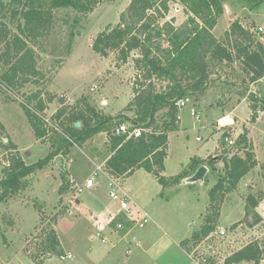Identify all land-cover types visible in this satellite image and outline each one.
Segmentation results:
<instances>
[{
	"label": "rangeland",
	"instance_id": "374dc122",
	"mask_svg": "<svg viewBox=\"0 0 264 264\" xmlns=\"http://www.w3.org/2000/svg\"><path fill=\"white\" fill-rule=\"evenodd\" d=\"M131 1H106L87 14L71 7L58 9L54 12L50 31L36 39H29L26 48L19 55H13V62H19L26 61L32 53V67L39 73H21L22 78H28L29 81L20 87L0 86V179L9 157L16 153L11 129L16 132L27 164H33L48 154L49 137L37 140L31 134V124L26 120L25 106L35 111L36 101L30 99L34 94H39L45 100V116L49 118L55 112L53 110H71L76 102L83 103L84 98L97 110L114 118L124 116L128 119L127 125L132 122L133 112L127 106L135 94L133 90L139 74L132 56L127 63H123L115 53L103 57L92 48L98 33L118 24L122 12ZM224 7V14L214 30L216 37L221 38L236 18L245 27L253 28L252 24L262 27L259 31L264 36V3L258 8L257 19L263 22L260 24L251 15L257 10H251L245 0H229L224 3ZM4 13L7 15L0 17V23L6 22L13 31H17L19 18L11 17L9 11ZM170 20L176 26L187 20L184 6L177 1L170 2L169 12L165 18L159 19V23ZM262 40L264 42V37ZM7 68L0 57V75ZM211 78L214 83H225L223 99L219 100V104L225 102L227 92L235 85L239 88V94L243 95L248 83L238 62H213ZM261 89L264 96V84ZM193 107L191 102L180 107L184 125L189 128L183 133L189 149L183 146L175 134L172 135L165 172L168 175L165 176L181 171V162L188 159V151L202 156L210 152L206 159L215 160L216 169L211 171L209 168L207 179L188 183L187 178H184L179 184L164 188L152 173L140 168L126 184L132 189L128 192L131 195L135 193V200L148 211L151 219L123 237L122 233L126 229L117 231L115 223L110 225L105 217L106 210L114 212L120 205L110 195L114 186H111L112 179L102 167V157L107 152L104 138H98L96 143L91 140L92 143L87 146L91 153V146H95L97 153L94 155L99 153L98 156L102 157H90L75 145L72 147V161L68 162L66 170L83 189L77 191L71 187L68 192L59 193L63 171L57 165L50 164L29 175L25 179V188L17 196L0 204V264H39V261L43 264H198L181 244L182 239L190 236L194 246L192 248L191 243L188 248L194 250L199 246L197 255L199 251L207 256L209 253L216 254L218 264H224L226 257L250 242L258 241L264 248V132L261 130L254 133L256 148L253 137L248 135L259 164L239 181L236 189L226 194L220 206L221 218L217 221L213 235L211 233L197 243L192 240V234L200 230L208 213L209 189L225 174L224 157L237 152L235 145L222 142L221 136L226 132L236 141L243 133L241 125L239 128L222 126L216 130L212 121L221 114V109L204 113L205 110L199 107L196 116L191 114ZM111 111L115 113L111 114ZM13 113L14 119L11 117ZM237 115L244 120V124L252 127L247 103L239 107ZM258 115L261 118L257 125L264 130V114L259 111ZM52 121L57 124L54 119ZM198 136L200 140L196 139ZM240 154L244 156L243 152ZM96 170L98 174H95ZM89 178H93L94 182L91 187L86 186ZM120 182L125 186L123 177ZM251 195L258 200L257 207L261 204L258 210L248 205ZM76 198L83 203H76ZM100 203L105 209L103 213L98 212ZM84 206L92 208L95 214L97 212V219ZM220 227L227 230L226 235L218 234ZM51 231L56 232L60 244H63L60 248L65 254L70 252L71 258L62 260L57 253H52V257L41 253V242L46 240ZM212 242L213 246L210 247ZM241 264L257 263L251 261ZM258 264H264V253Z\"/></svg>",
	"mask_w": 264,
	"mask_h": 264
},
{
	"label": "trees",
	"instance_id": "16d2710c",
	"mask_svg": "<svg viewBox=\"0 0 264 264\" xmlns=\"http://www.w3.org/2000/svg\"><path fill=\"white\" fill-rule=\"evenodd\" d=\"M106 1L113 0H0V17H6L4 11H9L11 17L19 18L17 31L6 22L0 23V57L8 66L0 75V81L10 87H20L29 81L22 78L21 73H39L32 67V53L26 61L19 62H13V55H19L29 39L50 31L56 10L71 7L87 14ZM171 1L182 4L187 14V20L180 26H176L173 20L159 23V19L165 18L169 12ZM226 1L229 0H132L122 12L120 22L106 27L92 42L93 50L103 57L115 53L120 61L127 63L132 56L139 71L133 90L135 94L127 106L134 112L127 131L117 132L128 122L126 117L114 118L97 110L84 98L83 103L76 102L73 109L63 108L56 112L55 121L61 131L49 128L37 113L45 109V100L39 94L32 95L30 99L36 101L35 111L26 106L24 110L36 137H49V151L33 164H27L18 152L9 157L0 179V204L20 193L29 175L47 167L59 155L67 158L73 146L83 148L85 143L103 132L108 137L107 152L103 156L104 169L112 177H129L143 168L165 188L179 184L204 164L215 171V160L194 157L179 174H164L169 134L179 128L178 102L187 97H199L207 91L213 83V62H238L248 83L264 77V36L254 24L253 28L245 27L237 18L221 38L213 33L225 11ZM245 1L251 10L264 3V0ZM248 99L252 108L251 121L254 122L259 111H264V102L254 92H250ZM77 122L81 125L77 126ZM137 128L141 133L130 135ZM227 136L229 133L222 134V142H226ZM234 145L237 152L224 157L225 174L209 189L208 213L200 230L192 234L195 243L216 230L226 194L236 189L239 181L259 164L247 131L237 137ZM74 184L68 178V171L64 170L59 193L68 192ZM258 203L253 195L249 196V206L256 208ZM190 241L184 239L181 244L186 247ZM60 245L56 232L51 231L41 242V253L64 255ZM263 253L261 244L253 241L226 257L224 264L251 261L258 264ZM39 264H43L42 261Z\"/></svg>",
	"mask_w": 264,
	"mask_h": 264
},
{
	"label": "crops",
	"instance_id": "0c3cea01",
	"mask_svg": "<svg viewBox=\"0 0 264 264\" xmlns=\"http://www.w3.org/2000/svg\"><path fill=\"white\" fill-rule=\"evenodd\" d=\"M257 11L254 13V14H251L252 15V19L253 20H255L257 23H263L262 21H260L259 19H257V17H258V12H259V9H256ZM224 14V13H223ZM223 16V15H222ZM221 16V17H222ZM220 17V18H221ZM237 19V18H236ZM220 20V19H219ZM218 24H219V21H218ZM218 24H217V26H218ZM217 26L215 27V29L217 28ZM258 28V27H257ZM214 29V30H215ZM214 30H213V33H214ZM264 84V77L263 78H261L259 81H257V82H255V83H247L246 84V86L244 87L245 88V93L243 94V95H240L239 94V92H238V87L236 88V85L234 86L235 88H233L231 91H229V92H227V97L225 98V102L224 103H220L219 104V100L220 99H223V96H222V93L224 92V90L225 89H223V86L225 85V83H223V82H220V81H218L217 83H212L211 85H210V87L207 89V91L204 93V94H202V95H200L199 97H192L191 98V103L194 105V107L192 108V110H191V114H192V111L193 110H195L196 112H197V114H198V109L197 108H201V110H205L204 111V113H206V112H208L209 110H216V109H221V114L217 117V119L215 120V121H212V124L214 125V127L216 128V130H218V129H220L222 126H228V128H230V127H233V128H239V125H241L242 126V130H243V132H245L246 130L248 131L249 130V132H247L248 133V135H250L249 137H253V144H254V147L256 146V139L254 138L255 137V132H258V130L260 131H262V132H264V130H262V129H260V126H258L257 125V123H258V121L260 120V118L261 117H258L257 118V122L255 121V122H252L251 123V125H252V127H249V126H247L246 124H244V120H242V119H240L239 118V116L237 115V110L239 109V107L243 104V103H247L248 104V106H249V109H250V115H251V113H252V108H251V102L249 101V99H248V97H249V94H250V92H254V93H256L258 96H259V98L261 99V100H263V102H264V96H263V94H262V85ZM232 85V84H231ZM246 88H247V90H246ZM208 99V100H207ZM190 103V102H189ZM181 110H182V108H180L179 107V128H178V130H175V131H172L170 134H169V149H168V155H167V157H166V159H165V171H164V174L165 175H168V174H166L165 172H166V168H167V160H168V158H169V153H170V145H171V140H172V135L173 134H175L179 139H180V141H182V144H183V146L186 148V149H189V146L187 145V143H186V140L184 139V135H183V133L184 132H186V131H189V128L187 127V126H185L184 125V121H183V115H182V113H181ZM53 111H55V112H52L51 113V119H54V120H56L55 119V114H56V112L58 111V110H53ZM107 111V110H106ZM131 112H133V111H131ZM263 112V114H264V111H262ZM43 113L44 114H46L47 113V110H44L43 111ZM111 114H114L112 111L110 112ZM261 114V113H260ZM131 116H132V113L130 114ZM207 115V114H206ZM133 116H134V112H133ZM132 116V117H133ZM208 116V115H207ZM11 117L14 119L15 118V115H14V113L13 114H11ZM26 120L28 121V118H27V116H26ZM246 121H247V119H246ZM29 122V121H28ZM30 123V122H29ZM31 124V123H30ZM6 125V124H5ZM250 125V126H251ZM32 126V125H31ZM221 126V127H220ZM6 127V129L8 130V126L6 125L5 126ZM11 136H12V142H13V145H14V148H16L15 150H16V152H18L22 157H23V154H22V150L20 149V144L18 143V140H17V137L15 136V131L14 130H12L11 129ZM232 131V130H231ZM238 133V132H237ZM31 134L34 136V137H36V135H35V133H34V129H33V127H32V132H31ZM199 137V136H198ZM198 137H196V139L198 138ZM98 138H104V144H105V146L107 145V141H108V137H107V134L106 133H99V134H97L95 137H93V139H91V140H94V143H96L97 142V139ZM36 139H37V137H36ZM201 139V138H200ZM38 140V139H37ZM91 140H89L87 143H85V145H84V147L83 148H81L80 147V149L83 151V152H85L87 155H89L90 157L92 156V157H102V156H98L99 155V153L97 154V155H94V153L96 154L97 152H96V148H95V146H91L92 147V153L90 152V151H88L87 150V146L88 145H90L92 142H91ZM6 141H10V139L9 138H7L6 139ZM40 141V140H39ZM102 142V143H103ZM94 145H96V144H94ZM99 148H100V146H99ZM256 148V147H255ZM101 149V148H100ZM106 149H107V146H106ZM98 152H99V150H98ZM189 153H187V160H185V161H182L181 162V171L180 172H182L186 167V165L188 164V163H190V160L192 159V158H194V157H196V158H200V159H203V160H205L207 157H208V155L210 154V152H208L206 155H204V156H202V155H200V154H198V153H190V151H188ZM71 154H72V148H71V151H70V154L68 155V157L67 158H65L64 157V160H65V170H66V167H67V164H68V162H71L72 161V156H71ZM214 156V155H213ZM103 158V157H102ZM23 159H24V157H23ZM25 160V159H24ZM26 161V160H25ZM27 163V162H26ZM104 163H105V160H104V158H103V160H102V166L104 165ZM50 164H53V165H57L56 164V162H55V160L54 161H52ZM204 165H206V164H204ZM58 166V165H57ZM185 167V168H184ZM184 168V169H183ZM183 169V170H182ZM199 169V168H198ZM197 169V170H198ZM139 169H137L132 175H130L129 177H125L124 178V182L123 183H125L124 185L125 186H123L122 185V188L124 189V190H126L127 192H128V190L129 191H131L132 189L130 188V187H128L127 186V184H126V182L128 181V179H130L137 171H138ZM196 170V171H197ZM195 171V172H196ZM210 171V169H209V167H208V172L206 173V175H205V178H204V180L207 178V176H208V174L210 173L209 172ZM179 172V173H180ZM195 172L192 174V175H190V176H188V177H186V178H189V177H191V176H193L194 174H195ZM179 173H177V174H179ZM173 175H176V174H173ZM172 176V175H171ZM68 178L71 180V181H73L75 184H74V186H77L78 184H77V182H76V180H75V178L74 177H72L71 175L69 176L68 175ZM129 193V192H128ZM130 194V193H129ZM134 194L135 193H132V197H133V199L135 200V196H134ZM137 200V199H136ZM135 200V201H136ZM137 203H138V201H136ZM76 203H83V201L81 200V199H77L76 198ZM139 204V203H138ZM101 207H100V209L98 208V212L99 213H103V211H105V209H104V207H103V205H101V203L99 204ZM141 206V205H140ZM261 206V204L259 205V207ZM87 210H89L92 214H95V212L93 211V209L92 208H90V207H88V206H84ZM259 207H257V210L259 209ZM96 214H97V212H96ZM96 214H95V219H97V217H96ZM120 217L121 216V214H120V208L118 209V210H116V211H114V212H110V211H105V217L108 219L107 220V222L111 225V221H112V219L114 218V217ZM222 216V215H221ZM221 218V217H220ZM220 221H221V219H220ZM233 223H235V221L233 222ZM127 233H131V230L130 229H126V231H124L123 233H122V235H123V237H125V236H127L126 234ZM191 237V236H190ZM190 237H186V238H184V239H189ZM184 239H182L181 241H183ZM180 241V242H181ZM192 242H189L188 243V245H186V247H184L185 249H184V251L190 256V252L192 251V249L190 250L189 248H188V246L191 244ZM61 244H62V242H61ZM193 243H192V248H193ZM62 247H63V244H62ZM70 253V252H69ZM87 264H88V262H87ZM91 264H95V263H92L91 262Z\"/></svg>",
	"mask_w": 264,
	"mask_h": 264
},
{
	"label": "built area",
	"instance_id": "2783aa9c",
	"mask_svg": "<svg viewBox=\"0 0 264 264\" xmlns=\"http://www.w3.org/2000/svg\"><path fill=\"white\" fill-rule=\"evenodd\" d=\"M259 30H262V27L258 28ZM0 86H5V83H2L0 81ZM189 102H191V98L187 97L184 98L182 100H180L178 102L179 107L185 106L186 104H188ZM38 115L41 116V118L44 120V122L46 123V125L49 128H54L56 130H60V127L58 124L53 123L52 119L45 116L44 113L37 111ZM192 115H196L197 116V112L195 110L192 111ZM55 121V120H54ZM221 127V126H220ZM128 129V125L127 124H122L118 129L117 132H126ZM141 133V129L137 128L134 129L133 131L130 132V135L135 134V135H139ZM198 140H200V137L197 138ZM226 142H228V144L230 145H234L235 144V140L231 137V136H227L226 137ZM104 169V165L102 166ZM100 168V167H98ZM105 171V169H104ZM99 171L96 170L95 174H98ZM112 179L111 182V186L114 188L111 189L110 191V195L113 199H115L116 201L119 202L120 205V217H114L111 221L115 223L114 227L117 231L120 230H124V229H134L136 226H143L145 224H147L150 219L151 216L148 213L147 210H145L144 208H142L134 199L133 197L122 188V184L120 182L119 177H112L110 176ZM94 182H93V178H89L86 181V186L87 187H91L93 186ZM75 189L77 191H80L81 189H83V186H74ZM227 230L224 227H220L218 229V234L220 235H226ZM213 235V232L212 234ZM102 236V235H101ZM103 237V236H102ZM103 241L105 240L104 238L102 239ZM213 246V242L211 243L210 247ZM199 248V246H198ZM194 249L190 252V257L192 260H195L198 264H218L217 259H216V254L213 253H209L208 256L205 254L203 255V251H199V255L196 254L197 249ZM200 250V249H199ZM72 254L71 253H67L64 255H61L62 260H65L66 258H71ZM214 262V263H213Z\"/></svg>",
	"mask_w": 264,
	"mask_h": 264
},
{
	"label": "water",
	"instance_id": "95a60500",
	"mask_svg": "<svg viewBox=\"0 0 264 264\" xmlns=\"http://www.w3.org/2000/svg\"><path fill=\"white\" fill-rule=\"evenodd\" d=\"M80 125H81V123L77 122V126H80ZM55 162L62 171L65 170V165H64L65 160H64V157L62 155L57 156L55 158ZM207 171H208L207 165L200 166L199 169L195 172V174L193 176L187 178V182L192 183V182H197V181H203ZM48 257H52V255L50 254Z\"/></svg>",
	"mask_w": 264,
	"mask_h": 264
}]
</instances>
